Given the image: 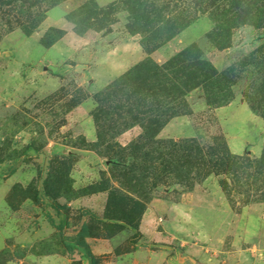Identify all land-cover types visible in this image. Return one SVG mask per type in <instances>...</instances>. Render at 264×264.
I'll return each mask as SVG.
<instances>
[{"label": "rangeland", "instance_id": "rangeland-1", "mask_svg": "<svg viewBox=\"0 0 264 264\" xmlns=\"http://www.w3.org/2000/svg\"><path fill=\"white\" fill-rule=\"evenodd\" d=\"M90 1L104 7L119 0H65L49 13L50 6L38 0H0V198L28 221L39 218L54 227V235L37 246L40 253L64 250V241L74 245L76 232L84 224L95 237H107L119 226L136 227L149 210L159 232L169 219L179 222L166 237L173 248L182 244L188 264H264V202L244 206L233 195L231 205L220 188L221 177L214 175L194 181L191 190L164 176L163 162L170 154L167 145L157 149L166 153L156 164L163 179L154 189L150 174L146 178L137 163L140 160L128 159L138 155L132 143L142 134L139 126L112 138L108 133L104 145L94 146L97 132L92 112L104 98V87L113 81L105 83L106 76L114 74V65L123 68L125 58L135 61L143 50L140 37L126 32L125 12L115 14L117 23L101 32L76 28L66 20L70 11ZM212 25L207 15L202 16L188 32L192 35L184 33L182 38L194 39L189 45L196 43L215 68L224 52L238 54L243 44L264 42V30L243 26L234 31L230 48L220 51L205 37ZM51 27L64 35L45 48L40 40ZM181 45L166 44L155 62L164 63ZM247 78L243 76L233 88L234 99L241 102ZM201 97V90L192 94L187 100L190 108ZM213 108L188 115L186 126L191 132L183 135H193L203 145L222 135L228 145V125ZM255 135L249 128L245 138L252 140ZM261 137L264 140V134ZM168 139L184 140H160ZM150 145L139 154L150 151ZM252 147L247 146L241 155L255 157ZM112 160L117 164L108 162ZM155 196L157 203H152ZM168 205L187 206V214L168 216L164 212ZM133 236L129 245L121 247L124 251L138 234ZM140 244L148 247L151 242ZM12 245L0 252V264L25 254Z\"/></svg>", "mask_w": 264, "mask_h": 264}, {"label": "trees", "instance_id": "trees-1", "mask_svg": "<svg viewBox=\"0 0 264 264\" xmlns=\"http://www.w3.org/2000/svg\"><path fill=\"white\" fill-rule=\"evenodd\" d=\"M63 1L38 0L41 5L50 6L46 13ZM118 12L126 13V32L140 37L139 45L148 57L104 87V98L92 112L97 132L94 146L104 145L108 133L112 138L139 126L142 134L132 143L134 154L138 155L132 154L128 159L140 160L137 163L147 173L146 178L150 174L154 189L158 187L156 182L163 179L155 167L166 153L157 152V149L167 145L170 154L169 160L163 162L164 176H172L191 190L194 181H203L214 175L221 177L220 188L231 205L234 203L233 195H238L244 206L263 203L264 142L260 156L252 157L231 153L222 135L212 137L208 145H203L197 138L176 142L157 139V135L171 119L192 114L187 97L194 90L202 91L208 106L229 104L234 99V86L249 65L256 69L257 75L243 91V101L254 114L264 118V42L222 71L204 57L196 43L186 46L161 64L149 55L205 15L213 24L205 35L206 39L216 49L226 51L238 28L250 26L264 30V0H119L104 7L90 1L70 11L65 18L76 28L101 32L117 23L115 14ZM27 34L30 35L31 31ZM63 35L64 31L51 27L40 44L49 48ZM149 144L155 150L151 148L139 154ZM108 162L117 164V160ZM138 224L129 227L137 229ZM119 227L107 237L126 226ZM91 237L95 236L89 227L82 225L75 236L74 246L85 249L90 264H96L85 242ZM64 246L67 250L72 249L69 244L64 243Z\"/></svg>", "mask_w": 264, "mask_h": 264}, {"label": "crops", "instance_id": "crops-1", "mask_svg": "<svg viewBox=\"0 0 264 264\" xmlns=\"http://www.w3.org/2000/svg\"><path fill=\"white\" fill-rule=\"evenodd\" d=\"M196 22L197 21L166 44L171 45L175 43V41L178 44L182 43V48L179 51L188 46L194 39L184 40L185 38H182V35L188 33L190 29L195 26ZM187 35L192 34L188 33ZM257 46L258 44L255 43L247 45L243 44L240 48L237 47L239 49L238 54H234L232 51L224 52V59L218 64L219 66L216 69H218V71L227 69L233 63L238 61V59L251 53ZM162 48L163 46L152 52L149 57L155 61V55H157ZM146 57H148V55L142 51L139 56L137 55V57H135V61H129V58H125V66L118 70V67L114 65L113 68H111V71H114V74L111 76L107 75L106 79L108 80L104 82L106 83L109 80H114L132 66L143 61ZM160 63H162V61ZM255 71L256 70L252 65L245 68L243 76L248 75L247 84L255 78ZM197 92H199V90H194L190 93L187 100L192 94ZM196 108L198 109L196 110ZM209 108L210 106L207 105L203 97L198 99L195 105L191 106L192 113H196L199 110L205 111ZM213 110L221 122L228 125L226 137L232 153L235 155H241L246 147L251 145L253 146L252 148H254V151L251 152V154L255 157H259L262 152L264 141H260L262 139V134H264V118L254 114L248 105L245 102H241L240 98L237 97L228 105L216 107L213 108ZM189 116H178L171 119L160 130L158 138H194L193 135H183L185 132H191V127L186 126V124L189 123ZM249 128L254 130V133L256 134L255 139L251 140L250 138H245L246 131ZM124 135H129V132ZM155 202L157 203L156 196L152 199V203ZM186 207L180 205V208H178L177 206L168 205L164 209V212H167L169 214L168 216L176 212L187 214ZM34 219H36L34 222L30 220L28 221V218H26L25 215L13 211L8 205H6L2 198H0V252L10 244L25 250L24 255L21 257H14V260H11L10 264H73L76 263V261L78 264H90V258L86 255L85 249L76 247L65 241L64 243L71 245L72 249L67 250L64 246V250H58L52 253L38 252L37 246L42 244L48 238H51L54 235L55 230L48 222H43L39 220V218ZM154 223L155 221L149 214V210H147L141 218L137 229L126 226L120 232L111 237H91L87 238L85 242L97 264H188L186 255L182 254L181 251L183 250L181 248L182 244L173 248L170 245L169 238L166 237L169 235V230H172L175 227V224H179V222L169 219V221L165 222L162 232L158 231V228ZM78 232L79 230H77L76 234ZM134 232L138 234V237H136L137 239L134 238L135 242L130 245V249L124 251L121 247L129 245L130 240L134 237ZM146 241L151 242L152 245L150 244L148 247L140 246V243H146ZM156 245H162L163 249L157 250ZM151 247H154V249Z\"/></svg>", "mask_w": 264, "mask_h": 264}]
</instances>
